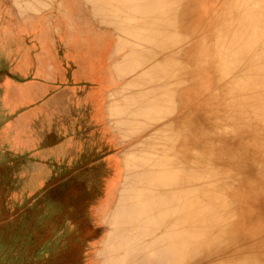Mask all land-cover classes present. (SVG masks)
Here are the masks:
<instances>
[{
  "label": "rangeland",
  "instance_id": "1",
  "mask_svg": "<svg viewBox=\"0 0 264 264\" xmlns=\"http://www.w3.org/2000/svg\"><path fill=\"white\" fill-rule=\"evenodd\" d=\"M229 1L0 0L6 40L18 50L28 47L32 56L43 52L57 70L44 79L32 71L20 75L0 61V225L12 217L22 226L42 221L49 209L56 214L54 226L36 232L37 243L26 244L24 230L19 244L9 245L8 229L0 228V264H188L185 257L195 245L204 252L189 264H228L239 251L260 250L264 257L257 247L263 246L264 226L254 230L264 213L243 225L241 236L222 229L216 245L195 234L198 219L209 237L210 217L225 227L235 213L248 210L246 190L231 192L237 174L264 169L259 163L247 158L231 168L229 155L221 163L199 162L217 172L207 194H220L197 205L204 190L182 188L184 208L193 216L182 228L164 226L167 216L158 206L169 187L170 200L177 202L174 183L183 179L185 158H194L185 169H195L201 155L213 152L198 148L226 131L215 121L231 99L212 79L223 29L235 24ZM249 28L250 36L257 31ZM241 80L258 90L254 72ZM208 95L218 108L209 107ZM16 97L20 101L11 104ZM204 111L213 118L210 128ZM262 147L253 146L258 153ZM65 218L74 231L53 250L44 243Z\"/></svg>",
  "mask_w": 264,
  "mask_h": 264
},
{
  "label": "bare ground",
  "instance_id": "2",
  "mask_svg": "<svg viewBox=\"0 0 264 264\" xmlns=\"http://www.w3.org/2000/svg\"><path fill=\"white\" fill-rule=\"evenodd\" d=\"M258 7L260 8L258 9ZM249 8H254V12L251 17H247V14H245ZM228 10V12L233 14L235 24L231 27L223 29V34L220 37V50L217 54V59L215 60L217 72L215 77L212 79V84L220 82L221 91L224 93V96L231 99L229 107L220 109V115H222V117L220 119L218 117L217 121H215L218 125L221 123L220 127H222V130L224 129L226 131L224 134L221 133L222 131H219L215 138L208 141V143H211L210 145L203 144L200 148H198L204 153H206L207 149H210L209 151L212 150L213 152H209L207 158L201 155V157L197 160V163L203 161L206 163L208 162L209 164L212 161L220 162L222 155H229L232 161L227 162L226 165L231 168H236L239 164L246 163L247 158L251 160V162L253 161L254 164L259 163L262 167L264 166V164H262L264 163V71L262 70V66L264 67V25L260 22V18L261 15L264 14V0H232V2L229 1ZM244 14L245 17H243ZM248 28H257V31L253 30L252 35L250 36L247 34ZM248 71L254 72V75L257 76L258 90L251 89L245 82H243V80L239 81V76ZM206 102H208L209 107L218 108L216 105L217 102L213 100V95L206 96ZM242 116L243 118L240 119ZM202 119L204 120V124L206 123V126H209L208 128H210L209 123L214 122L210 115L207 116L206 111H204ZM199 136L200 135L198 134L197 138ZM255 143L257 145L263 143L261 153L256 152V148H253V146L255 147ZM236 150H238L239 154H234ZM224 151L226 152L224 153ZM244 152L247 154L246 156L244 155ZM193 159L194 158H192V156H187L185 158L182 166L183 169L181 168L183 179L178 178L174 183V189L177 188L179 191V193L177 191V194L175 193L177 202H172L173 199L170 200L169 194L173 190L172 188H165V190L162 191L164 194H161V196H163L164 201L161 206L160 204L158 206H163V211H165L167 216L164 221V226L167 224V228L169 230L174 229L176 226L182 228L191 224L189 220L193 219V216L188 217L189 215H187L184 208V196H180L182 188L187 189V191L191 193L197 190H204V194L202 193L201 199L197 205H202L206 201L210 202L212 201L211 198H216V196L218 197V194H220L215 192L207 194L206 192L208 190V185L210 184L208 181L215 183V179L212 177L216 175L217 172L213 167L210 171L209 166H204L199 163L195 169L194 165L191 169V165L189 169L187 168L188 170L185 169V165H188L187 161H193ZM235 160L240 162L234 164ZM237 176L236 185L231 192V195L237 196L240 194L239 189L241 188L246 190L241 192L248 199L245 200L248 210L244 213L239 211L235 213V216L233 217L234 221L229 220L225 227L224 225H217L215 223L217 220L215 221L214 217L212 219L210 217L209 220L211 222V226L209 229L211 230V234L209 237H206L205 234H203L205 221L203 219H198L200 221V228L195 234H198L200 237H205L207 243L216 245L218 238L221 236V230L224 228L229 232L230 236H241L242 226L245 224L252 225V219H254L259 213H264V169L255 167L250 171L247 170L238 173ZM228 185L230 186L232 184ZM220 186L216 188H221ZM231 187H233V185ZM230 188H227V190ZM258 190H260V192H258ZM199 193L201 194V192ZM259 195H262V197ZM221 196L223 195L221 194ZM219 199L221 200V198ZM250 201H252L251 204ZM170 211L174 212L173 219L169 217V214L171 213ZM237 214H243L242 220L237 219ZM263 226L264 219L258 220L257 224L254 225V230L262 229ZM236 227H238V230L235 229ZM252 232L254 231L252 230ZM253 236L259 237L258 234H254ZM186 239H188V237ZM257 247H263L264 249V243L263 246ZM201 252H204L203 246L195 245L190 248V251L187 252V257H185L186 263L189 264L195 261L194 258H199L198 254ZM250 253L251 251L248 252V254H243L239 251L238 255H234L237 260L228 264H255L251 257H255L259 260V263L257 264H264V257L260 250L252 254Z\"/></svg>",
  "mask_w": 264,
  "mask_h": 264
},
{
  "label": "crops",
  "instance_id": "3",
  "mask_svg": "<svg viewBox=\"0 0 264 264\" xmlns=\"http://www.w3.org/2000/svg\"><path fill=\"white\" fill-rule=\"evenodd\" d=\"M2 33H5V31H2L0 26V61L2 59L9 61L11 64L14 65V69L17 70L16 72L20 75H26L32 71V73L44 79L54 78V74L57 73V70L49 67L51 65V62L49 60L50 58L42 56L41 54L43 52L35 53V56H32L31 53H33V51H31L28 47H20V49L18 50L16 46H11V40H6L7 39L6 34L2 35ZM1 97H5V96L1 95ZM17 98L18 97L12 99L14 101H9V102L13 104L14 102L20 101V99ZM89 102L91 106L94 105V101L91 98V95ZM8 129L13 130V128L11 127H8ZM55 217H56L55 212L49 209L47 213H45V218H43L44 220L42 221H34L32 223L25 224V226H22L20 222L16 221L15 217H12L9 219L7 223H3L2 225H0L1 226L0 228L8 229L9 241L7 243L9 245L19 244L18 240L22 237L21 234L22 231L24 230H26V232L28 230V233L24 235L26 237V244L29 243V240H31L32 243L35 242L37 243L38 241H36V239L37 237L39 238L40 235L38 236L36 232L44 228H50L51 225L54 226V223H56ZM29 230L33 231L31 232L30 237L29 235H27L29 234ZM73 231H74L73 222L69 218H65L63 222L60 223V225L54 227L52 233L50 234L49 243L47 242V244L46 243L44 244L51 246V248L54 250L58 246L62 245L64 241L71 236ZM1 238H0V247H4V243L1 242Z\"/></svg>",
  "mask_w": 264,
  "mask_h": 264
}]
</instances>
